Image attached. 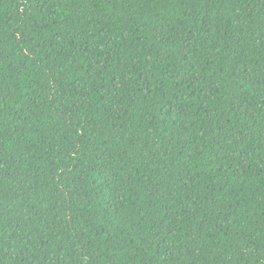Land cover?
Returning <instances> with one entry per match:
<instances>
[{"label": "trees", "instance_id": "obj_1", "mask_svg": "<svg viewBox=\"0 0 264 264\" xmlns=\"http://www.w3.org/2000/svg\"><path fill=\"white\" fill-rule=\"evenodd\" d=\"M0 264H264V0H0Z\"/></svg>", "mask_w": 264, "mask_h": 264}]
</instances>
